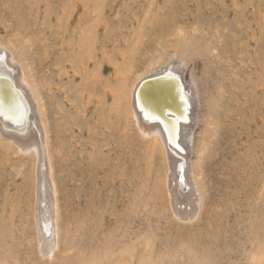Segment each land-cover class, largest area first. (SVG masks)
<instances>
[{
    "label": "rangeland",
    "instance_id": "374dc122",
    "mask_svg": "<svg viewBox=\"0 0 264 264\" xmlns=\"http://www.w3.org/2000/svg\"><path fill=\"white\" fill-rule=\"evenodd\" d=\"M75 1L0 0V48L29 68V81L41 85V102L49 101L43 104L60 208L57 249L43 255L33 211L35 157L0 139V264H83L80 254L85 260L129 254V264H248L249 255L264 245V0H87L84 10ZM195 14L216 20L191 21ZM183 30L193 31L192 38L200 35L186 52ZM202 37L219 41L218 59L210 58ZM77 45L85 52L78 54ZM173 53L183 59L184 80L196 88L197 119L217 103L212 109L217 131L203 163V207L190 222L176 221L169 211L161 157L147 161L135 131L111 125L113 109L99 88L104 80H98L109 78L114 68L130 80L127 72L136 74L159 57L168 61ZM88 56L102 62L101 74L82 71L78 62ZM258 74L260 82L254 83ZM246 77H252L249 83ZM69 85L67 98L61 88ZM86 89L89 94L93 89L101 104H94L92 93L87 103ZM105 110L111 114L92 120ZM85 126H91L90 136ZM199 126L184 130V143L193 151ZM107 136L111 141L101 149L99 141ZM55 140L60 147L62 141L60 154ZM188 157L196 159L194 152Z\"/></svg>",
    "mask_w": 264,
    "mask_h": 264
},
{
    "label": "bare ground",
    "instance_id": "6f19581e",
    "mask_svg": "<svg viewBox=\"0 0 264 264\" xmlns=\"http://www.w3.org/2000/svg\"><path fill=\"white\" fill-rule=\"evenodd\" d=\"M77 4H78V8L79 9L81 8L82 10L86 9L88 6L87 0H78ZM190 19L191 21H194V22H200V21L203 22L205 20L206 21L210 20L211 22H214L216 20V18L214 19H211L208 17L201 18V16L196 15V14L192 15ZM192 30L195 31L194 29ZM183 31L180 32V34L182 35L176 34V35H180L182 41L186 44V45L183 44L184 46L182 47L183 49L189 48L188 46L191 45L190 44L191 40L197 39L199 41L200 35H197L196 37L192 38L190 36H194L193 31L192 33L189 32V30H186L188 31L187 33H185V30ZM203 40L205 42L208 41L205 44L206 46L205 48L208 49L207 51L210 54V58L212 57V58L218 59L220 56L215 50L217 49L216 44H218L219 41L214 39V42L216 41V44H213V39H203ZM80 45L76 46L78 54H80L81 51L85 52V49H86L85 46L81 47ZM182 48L180 47V49L182 50L181 55L184 52ZM175 50H176V47H175ZM187 50H185V52ZM241 50L242 49L238 48L236 51V54L238 55L240 64L241 62L244 64V62H246L247 60L244 61V59H242V57L240 56L242 53ZM9 51H6L5 49L3 50V48L1 50L0 48V56L5 57V59L2 62H0V76L7 78L6 80H0V98H2L5 101L6 107L7 105H10V104L22 105V119L20 120L19 123H16L13 120L5 119L3 115H0V139L3 142L13 144L16 147L17 152H19V154L21 153V155L23 154V156H25V154L28 155L29 153H32L35 157L34 166H35V175H36V183H35L36 197H35V207L33 211H35V217H34L35 218V228H36L37 236L39 240V241L37 240L39 242V249H40V251L38 252L39 253L41 252L43 255L53 256L51 253L52 251L57 249L56 247L58 244L57 243L58 237L60 236L59 234L60 232L59 231L60 230L59 229L60 228L59 227L60 225L59 224L60 223V210L59 209L60 208L58 204L59 198H57V193H58L57 192L58 189L56 185L57 183L54 177L55 170L53 166V157L51 154V144L52 143L48 136L50 132L49 121H48V118L46 117V112H45L46 108L44 109V104H43L44 101L41 102V100H43V98L41 97L42 93L40 92V89H39L41 88L40 87L41 85L40 84L36 85L35 82H34L35 83L34 85L32 83L33 81L32 82L29 81L30 76L27 75V70L29 68L26 69L24 65L21 64L22 62H20L19 60L16 61L14 59L15 57H13L12 55L13 53H10ZM177 52L175 53L177 54ZM175 53H173L174 56L171 57L170 60H169L170 58L169 56L168 61L160 62L161 57H159L157 61L154 62V64H149V66H154V67L146 66V68L148 67L147 69L145 67H144L145 69L143 68L142 70L139 69L140 72L138 73L136 72V74L131 73L134 76L132 75L130 76L129 72H127L128 76L130 77V80H128V77L125 76L124 74L121 75L120 73L123 71L122 70L120 71L119 68L117 67V70H119L120 73L118 71L117 74H115L116 69L114 68L113 69L114 74L112 75L109 74L110 77L108 76L109 78L107 79L100 78L101 79L100 80L97 78L99 81L104 80L101 84L98 81L97 82L100 84L99 85L100 91L102 90L101 92L104 94V96L109 99L110 107L113 109V111L111 110L113 114L110 113L111 116L109 117L112 119V120L110 119L111 121L114 120V122H111L112 123L111 125L112 126L116 125L115 129L116 127L117 128L120 127L122 130H125V131L134 130L136 133V139H137L136 142L145 144L144 147H141L140 149L142 152H144V156L147 159V161L152 162L153 158H155V156H158V155L163 160L164 166H165V176L163 180V191L165 195V201L167 202V205L169 207V211L171 212L172 217H174L176 221L178 220L182 222H185V221L187 222L190 219H192L193 216L196 217L200 213L203 207V198H204V191H203L204 185L202 181L204 178L203 177V163L209 157V150H210L209 144L211 143L212 136L217 131V123H216L217 120L215 118L216 116H213L214 111L212 110L214 108L213 105L215 103L208 106V111H206V114L202 116V118L200 117L198 118L200 120L197 119L196 110L198 109V103H197L198 99H197V95L195 92L196 88L192 84H187L186 80H184L183 67H182L183 59L180 56V58L182 59L180 60L179 57H177L179 54L175 55ZM219 53L221 54V52ZM175 56L178 59H176ZM77 57L78 56L74 55V56H71V59L74 58V60H76L77 62L78 61ZM80 61L78 63L82 64L80 65V67L82 66L81 67L82 71L87 72V74L90 77L93 75L92 72L101 71L102 62L94 61L92 56H88V59L81 61V63ZM80 67L78 68L80 69ZM240 68H239V71H240ZM60 69L59 71H63V69L62 70ZM257 69L260 72L261 66L260 68L259 66H257ZM71 71L74 72L76 70H71ZM74 74L75 73H73V75ZM254 74H256V71L254 72ZM98 76L100 77V75ZM80 77H82V75H78V78ZM90 77H87V78L91 79ZM96 77H97V74H96ZM257 77L258 78L254 77V79H256L254 83L260 82L259 81L260 74H258ZM194 79H195L194 81H196L195 77ZM250 79H252V77H248L247 80L245 81H248L249 83L251 81ZM41 80L43 82L44 80L43 77ZM95 80H93V82ZM94 83H96V81ZM90 85L92 84L90 83ZM96 86L98 85L96 84ZM71 88L72 87H70V85L67 86L66 88L65 86L61 88L64 91L63 93L65 97H67L68 95L67 98H69L70 95L68 94L67 91H70ZM77 89H78V93L81 94V92H83L79 88V85ZM87 89L84 90L86 91V96H84V98H85V101L89 103V102H92L91 101L92 96H90V94L94 90L92 89L93 91L91 90V93L89 94L90 91L88 92ZM243 93L246 94V92H243ZM92 94L95 95L94 93ZM96 96L98 95L96 94L95 97L93 96L94 98H96L95 101H97V103L96 102L94 103L95 105L98 104V102L101 100ZM138 97H139V103L137 102ZM247 97L245 96L244 99L249 98ZM71 99L72 98H70L69 100ZM102 99H104V97H102ZM69 100H66L65 102ZM47 102L49 101H45L44 103L47 104ZM211 102H215V101H211ZM87 103L86 105H84L85 107L87 106ZM99 103L101 104V102ZM102 104H103V101H102ZM49 105L51 104L49 103ZM107 105L106 107H109V105L108 106ZM141 105L145 106L146 111L149 112V116H153V115L158 116L159 119L146 118L145 113L141 111ZM216 105L217 103L215 104V106ZM103 106L105 107V105ZM101 108L103 107L101 106ZM101 108L99 107L98 111ZM109 108H106V109H109ZM94 109H92V111H97ZM85 110H89V109H85ZM237 111L238 110H236V112ZM106 113L108 112L107 111L105 113L103 112V115L102 113H99V114L97 113L96 114L97 116L94 119L92 118L91 119L94 120L96 123H98L99 121H102V119H105L106 116H108L109 113L108 114ZM8 114L13 115L12 113H8ZM93 114L91 115L92 117H93ZM193 115H195L194 118H193ZM104 116L105 118H103ZM178 117L180 118L179 120H177ZM55 120H57V118H55ZM110 120H109V124H110ZM60 122H62V120L59 121V123L56 122L57 125L59 124L60 126L59 128H61L60 124H62ZM64 123L67 124V122H64ZM197 124L200 125L201 127L199 126L200 132H198V137H196L197 140H196L195 147H194L195 150L193 151L185 145L183 135H184V130L187 127L193 129ZM71 125L73 127V123ZM77 126L76 128H78ZM90 127L89 126L86 127L87 136L89 135L91 131H93L91 130L92 128L90 129ZM173 127H175L174 134L170 132V130L173 129ZM108 129L111 130L109 125H108ZM58 131L60 130L58 129ZM56 132L57 131H55L54 133ZM78 132L80 133V131ZM101 132L103 133V131ZM170 134L173 135V141L171 143L169 142ZM70 137L72 139V136ZM107 138L109 139V137L107 136L106 139L104 140L101 139L102 141H99V143L102 142L104 143L103 145H105L104 147L101 146L100 147L101 149L105 148L106 145H108L109 142L111 141V140H108ZM56 140H55V146L58 147V153L60 154L61 149H62L61 148L62 141H60L61 142L60 143L61 147H60L58 143L59 140L58 142ZM75 142H78V141H75ZM136 142L133 140V138L128 139V144L132 148L136 147ZM95 143H96V140H95ZM95 145L97 146V143ZM90 146H92V144H90ZM191 152L192 153L194 152L196 156L194 157V159L196 158L195 161H192L191 158L189 160L188 156ZM119 166H121V164H119ZM39 184L42 187L40 190H39ZM80 255L81 257L79 260L80 262L82 261L83 264H129L130 262L129 254H126L123 256H117L115 259L105 258L99 255H91L86 260L82 258V254ZM44 257H47V256H44ZM47 258L50 259L49 257ZM248 264H264V245H262L255 252L249 255Z\"/></svg>",
    "mask_w": 264,
    "mask_h": 264
},
{
    "label": "snow or ice",
    "instance_id": "6c2138e0",
    "mask_svg": "<svg viewBox=\"0 0 264 264\" xmlns=\"http://www.w3.org/2000/svg\"><path fill=\"white\" fill-rule=\"evenodd\" d=\"M5 59V57L0 56V62H2ZM6 77L0 76V80H6ZM137 102L139 103V97L137 98ZM141 111L145 113L146 118H151V119H159L158 116H149V112L146 111L145 106L141 105ZM8 113H12L13 115H9ZM18 114V115H17ZM0 115H3L5 119H11L16 123H19L20 120L22 119V105L19 104H10L7 105L5 104V101L0 98ZM180 118L178 117L177 120ZM168 130V129H166ZM172 134L175 133V127L170 130ZM173 141V135L170 134L169 137V142L171 143Z\"/></svg>",
    "mask_w": 264,
    "mask_h": 264
}]
</instances>
